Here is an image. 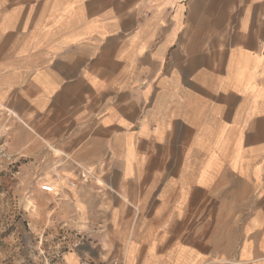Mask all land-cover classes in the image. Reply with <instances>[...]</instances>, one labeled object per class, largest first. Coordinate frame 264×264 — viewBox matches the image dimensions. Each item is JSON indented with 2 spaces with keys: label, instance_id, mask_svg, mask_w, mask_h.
Instances as JSON below:
<instances>
[{
  "label": "crops",
  "instance_id": "1",
  "mask_svg": "<svg viewBox=\"0 0 264 264\" xmlns=\"http://www.w3.org/2000/svg\"><path fill=\"white\" fill-rule=\"evenodd\" d=\"M2 111L67 264H264V0H0Z\"/></svg>",
  "mask_w": 264,
  "mask_h": 264
},
{
  "label": "rangeland",
  "instance_id": "2",
  "mask_svg": "<svg viewBox=\"0 0 264 264\" xmlns=\"http://www.w3.org/2000/svg\"><path fill=\"white\" fill-rule=\"evenodd\" d=\"M1 113L0 144L6 145L12 159H0V264H67L63 254L73 250L80 235L86 234L87 229L81 225L84 222L64 205L59 194L63 184L60 177L46 179L48 172L57 171L55 160L48 164V154L41 160L38 153L31 164L24 152H12L16 143L13 135L20 122ZM40 152L45 154L47 150ZM45 183L53 187L54 193L41 191Z\"/></svg>",
  "mask_w": 264,
  "mask_h": 264
},
{
  "label": "built area",
  "instance_id": "3",
  "mask_svg": "<svg viewBox=\"0 0 264 264\" xmlns=\"http://www.w3.org/2000/svg\"><path fill=\"white\" fill-rule=\"evenodd\" d=\"M0 159L5 160V161H11L12 156L9 155L7 147L5 144H0ZM88 175V173H87ZM81 179L85 180V176L82 175ZM41 191L47 194H52L54 193V189L50 184H42L41 186ZM77 264H88L86 260L81 259Z\"/></svg>",
  "mask_w": 264,
  "mask_h": 264
}]
</instances>
